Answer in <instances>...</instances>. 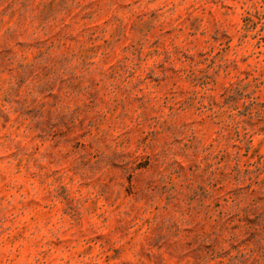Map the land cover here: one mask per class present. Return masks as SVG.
I'll use <instances>...</instances> for the list:
<instances>
[{
    "label": "rangeland",
    "instance_id": "rangeland-1",
    "mask_svg": "<svg viewBox=\"0 0 264 264\" xmlns=\"http://www.w3.org/2000/svg\"><path fill=\"white\" fill-rule=\"evenodd\" d=\"M0 264H264V0H0Z\"/></svg>",
    "mask_w": 264,
    "mask_h": 264
}]
</instances>
